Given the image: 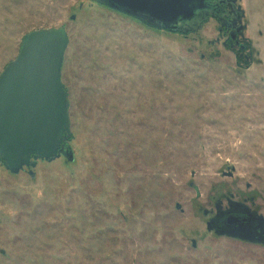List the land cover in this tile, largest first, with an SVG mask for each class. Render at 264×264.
<instances>
[{
	"label": "rangeland",
	"instance_id": "obj_1",
	"mask_svg": "<svg viewBox=\"0 0 264 264\" xmlns=\"http://www.w3.org/2000/svg\"><path fill=\"white\" fill-rule=\"evenodd\" d=\"M240 4L249 63L214 21L185 36L98 0H0V76L26 34L68 31L75 156L0 161V264H264L208 230L230 201L264 213V0Z\"/></svg>",
	"mask_w": 264,
	"mask_h": 264
},
{
	"label": "water",
	"instance_id": "obj_2",
	"mask_svg": "<svg viewBox=\"0 0 264 264\" xmlns=\"http://www.w3.org/2000/svg\"><path fill=\"white\" fill-rule=\"evenodd\" d=\"M98 1L135 18H148L174 34L180 22L192 20L195 11L194 0ZM69 42L65 27L30 32L23 37L17 58L0 76V161L12 174L36 167L39 160L75 159L69 146L73 138L69 93L62 80ZM217 221L208 223V230L226 235L217 229ZM228 223L235 229L230 237L250 234L246 227L240 228L239 218L232 217Z\"/></svg>",
	"mask_w": 264,
	"mask_h": 264
},
{
	"label": "flooded vegetation",
	"instance_id": "obj_3",
	"mask_svg": "<svg viewBox=\"0 0 264 264\" xmlns=\"http://www.w3.org/2000/svg\"><path fill=\"white\" fill-rule=\"evenodd\" d=\"M240 2L241 0H194V17L191 21L180 22L175 34L188 36L200 32L203 26L210 21L217 22L220 32L218 41L226 47L236 49L239 59L249 63L253 59V55L250 41L245 36L248 26ZM138 19L156 29H160L156 23H152L148 18ZM182 26L184 27L182 28ZM225 215V218L216 222L217 229L226 232L224 236L230 237L229 235L235 231L233 225L228 223L230 218L235 217L243 222L240 228L246 227V233L250 232L249 235L244 234V238L238 240L264 246V213L262 211L254 212L246 204L230 201V210ZM237 228H239V225Z\"/></svg>",
	"mask_w": 264,
	"mask_h": 264
}]
</instances>
